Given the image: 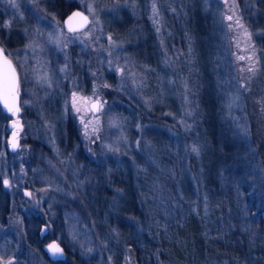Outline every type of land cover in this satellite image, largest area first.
I'll list each match as a JSON object with an SVG mask.
<instances>
[{
  "label": "rangeland",
  "instance_id": "1",
  "mask_svg": "<svg viewBox=\"0 0 264 264\" xmlns=\"http://www.w3.org/2000/svg\"><path fill=\"white\" fill-rule=\"evenodd\" d=\"M73 1L90 19L80 32L64 28L54 0H0L2 49L18 72L23 118L19 149L11 153L6 149L10 116L0 107V175L10 200L6 216L0 217V264H54L38 247V235H32L33 220L46 224V240H57L71 257L106 264L107 227L103 220L98 228L89 223L74 199L84 200L94 213L99 203L107 205V163H131L133 156L126 155L139 144L127 133L132 115L117 112L111 100L102 98L110 87L109 75L113 76L109 77L111 86L127 96L136 95L147 109L151 103L177 98L183 116L178 122L185 131L195 113L193 62L198 55L204 56L201 65L208 74H217L225 87V115L235 119L242 133L239 87L246 83L239 79L238 71L251 69L259 58L264 61V50L257 47L264 39L255 38L250 20L244 23L256 14L257 0H140L138 8L133 0ZM121 10L127 11L129 21L139 14L145 23L130 22L127 33L115 39L103 25L106 15L114 20ZM196 11L209 19L212 31L207 33L209 40L195 37L194 48L190 21ZM225 28H231L233 34L238 31L241 43ZM147 38L149 44L144 43ZM16 41H20L18 46L7 45ZM130 47L133 51L127 52ZM147 49H151L152 61L147 59ZM240 56L245 59H238ZM150 81L157 84L161 98L145 95ZM94 100L97 114L90 109ZM135 127L140 138L142 127ZM63 146H68L66 153ZM186 149L183 146L180 152ZM150 153L165 158L156 149ZM151 159L157 168L159 159L157 163ZM183 164L182 159L174 162L175 171ZM108 182L113 190L117 188L116 183ZM151 185L161 186L155 181ZM35 227L38 233L40 225Z\"/></svg>",
  "mask_w": 264,
  "mask_h": 264
},
{
  "label": "trees",
  "instance_id": "2",
  "mask_svg": "<svg viewBox=\"0 0 264 264\" xmlns=\"http://www.w3.org/2000/svg\"><path fill=\"white\" fill-rule=\"evenodd\" d=\"M139 1L132 2L137 7ZM77 3L53 2L60 18L78 8ZM256 5V14L244 23L250 20L255 38L264 39V0H257ZM119 13L114 20L106 15L103 25L104 31L115 39L127 33L130 22H144L139 14L132 15L129 21L126 10ZM196 13L190 21L194 48L195 37L209 40L207 33L212 31L209 19ZM203 24L206 27L202 28ZM226 30L241 43L238 31L234 29V35L231 28ZM144 43L149 44V38ZM0 46L3 48L1 34ZM257 47L264 50V44ZM131 51V47L127 49ZM147 51V59L152 61L151 49ZM197 58L191 78L192 83L197 81L193 96L195 113L189 127L183 128L185 131L178 122L183 116L177 98L168 103H151L147 109L136 95L127 96L111 86L112 75L107 78L110 87L102 98L111 100L117 112L132 115L127 133L139 144L126 155L129 159L133 156L131 163H107V205L99 203L94 213L84 200L74 199L75 203L79 201L75 205L79 211L91 220L89 223L94 222L98 228L103 220L107 227V246L103 250L106 264H264V61L259 58L251 69L238 71L239 79L246 83L244 88L239 87L241 133L235 119L225 115L226 90L219 76L208 74L201 65L204 56ZM151 82L145 95L161 98L157 84ZM117 99L123 103L119 104ZM135 125L142 127L140 138ZM68 146H63L64 153ZM183 146L187 149L182 153ZM150 149L160 151L165 158L152 157ZM151 158L156 163L159 159L157 168L151 164ZM180 159L184 164L175 171L174 162ZM108 181L116 183L117 188L113 190ZM153 181L161 186L154 188ZM9 206L0 175V217L6 216ZM41 224L35 220L31 223L35 237V226ZM37 241L41 248L39 237ZM54 264L92 263L66 252L65 260Z\"/></svg>",
  "mask_w": 264,
  "mask_h": 264
},
{
  "label": "water",
  "instance_id": "3",
  "mask_svg": "<svg viewBox=\"0 0 264 264\" xmlns=\"http://www.w3.org/2000/svg\"><path fill=\"white\" fill-rule=\"evenodd\" d=\"M79 13V15H75ZM87 18L85 20L84 18ZM90 19L87 14L80 8H74L67 13L62 24L69 32H80L88 27ZM0 107L4 114L10 116L6 123V149L15 153L20 145V133L23 129V120L21 117L20 95L18 91V72L16 67L0 46ZM90 109L93 114H97V101L90 103ZM6 182L3 181V187H6ZM25 196H28L27 190H23ZM48 234L46 224H41L38 230V237L43 240ZM49 245L58 246L60 252L53 253ZM41 250L50 262L63 261L66 258V250L63 245L55 239L45 241L41 245Z\"/></svg>",
  "mask_w": 264,
  "mask_h": 264
},
{
  "label": "snow or ice",
  "instance_id": "4",
  "mask_svg": "<svg viewBox=\"0 0 264 264\" xmlns=\"http://www.w3.org/2000/svg\"><path fill=\"white\" fill-rule=\"evenodd\" d=\"M153 8H154V11H155V5H153ZM75 15H79V13H77V14H75ZM84 19L87 20L86 17H85ZM228 19L231 20L232 17L229 16ZM237 25H238V26H241V25H239V21H237ZM244 35H245V36H250V34L247 33V32H245ZM238 59L243 60V59H245V57L240 56V57H238ZM49 247L52 249V251H53L54 254L57 253V252H60V251H61V250L59 249L58 246L49 245Z\"/></svg>",
  "mask_w": 264,
  "mask_h": 264
},
{
  "label": "flooded vegetation",
  "instance_id": "5",
  "mask_svg": "<svg viewBox=\"0 0 264 264\" xmlns=\"http://www.w3.org/2000/svg\"><path fill=\"white\" fill-rule=\"evenodd\" d=\"M22 120H23V118H22ZM45 241H46V239H45V238H44L43 240H41L42 244H43Z\"/></svg>",
  "mask_w": 264,
  "mask_h": 264
}]
</instances>
